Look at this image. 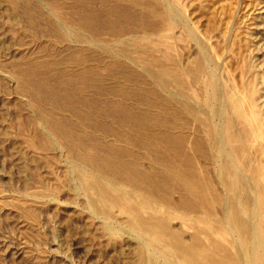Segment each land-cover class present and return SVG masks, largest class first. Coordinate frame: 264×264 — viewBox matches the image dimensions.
<instances>
[{"label":"bare ground","instance_id":"1","mask_svg":"<svg viewBox=\"0 0 264 264\" xmlns=\"http://www.w3.org/2000/svg\"><path fill=\"white\" fill-rule=\"evenodd\" d=\"M97 1L103 11L78 6L75 24L53 29L139 86L95 88L103 78L93 67L79 83L85 97L60 85L39 94L50 113L68 115L42 120L45 141L82 133L69 172L85 211L132 238L137 264H264V80L227 76L198 27L202 0ZM133 93L140 113L127 104Z\"/></svg>","mask_w":264,"mask_h":264},{"label":"rangeland","instance_id":"2","mask_svg":"<svg viewBox=\"0 0 264 264\" xmlns=\"http://www.w3.org/2000/svg\"><path fill=\"white\" fill-rule=\"evenodd\" d=\"M98 3L0 0V264H137L132 238L111 234L85 211L77 177L70 173L79 153L74 145L82 137L79 128L68 138L56 137V144L45 141L43 131L44 118L57 123L68 116L50 113L40 100L50 85L81 99L86 93L79 83L90 79L87 72L96 67L103 80L95 88L115 95L121 84L129 90L139 86L129 73H106L109 61L99 59L96 48L76 46L53 29L75 24L85 5L103 11L107 3ZM195 16L228 66L227 76L246 70L244 81H253L252 74L264 80V0H202ZM188 39L183 47L194 54L197 49ZM137 98L131 94L127 104L140 113L144 108ZM115 227L112 221L110 228Z\"/></svg>","mask_w":264,"mask_h":264}]
</instances>
